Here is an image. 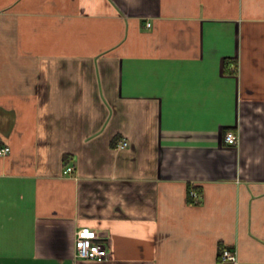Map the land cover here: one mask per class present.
Returning <instances> with one entry per match:
<instances>
[{
	"label": "crops",
	"instance_id": "1",
	"mask_svg": "<svg viewBox=\"0 0 264 264\" xmlns=\"http://www.w3.org/2000/svg\"><path fill=\"white\" fill-rule=\"evenodd\" d=\"M1 147L0 264H264V0H0Z\"/></svg>",
	"mask_w": 264,
	"mask_h": 264
},
{
	"label": "built area",
	"instance_id": "2",
	"mask_svg": "<svg viewBox=\"0 0 264 264\" xmlns=\"http://www.w3.org/2000/svg\"><path fill=\"white\" fill-rule=\"evenodd\" d=\"M147 27H150V23L146 24ZM225 142L229 145L236 146L238 140L233 133L225 134ZM127 146V143H121L118 148L122 149ZM8 147L0 148V156H7L9 154ZM72 167L66 168L64 174L71 172ZM195 200H198V196L195 193H191ZM109 247L110 241L106 237L98 236L95 231L89 228H81L75 232L74 237V258L75 259H83L87 261L93 262H103L109 258ZM220 259L222 261H228L232 263H236V255L235 253L224 250Z\"/></svg>",
	"mask_w": 264,
	"mask_h": 264
},
{
	"label": "trees",
	"instance_id": "3",
	"mask_svg": "<svg viewBox=\"0 0 264 264\" xmlns=\"http://www.w3.org/2000/svg\"><path fill=\"white\" fill-rule=\"evenodd\" d=\"M237 64L235 61L233 60H224L223 62V71L226 74H231V75H235L237 73ZM199 193V187H195L192 185H188L187 187V202L189 204H195V202L193 201L192 197H191V193Z\"/></svg>",
	"mask_w": 264,
	"mask_h": 264
}]
</instances>
